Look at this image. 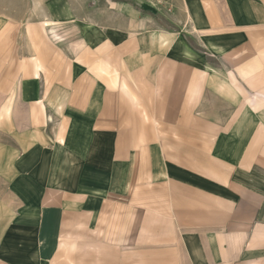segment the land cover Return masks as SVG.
<instances>
[{"label": "crops", "instance_id": "obj_1", "mask_svg": "<svg viewBox=\"0 0 264 264\" xmlns=\"http://www.w3.org/2000/svg\"><path fill=\"white\" fill-rule=\"evenodd\" d=\"M164 1L0 0V264H264V0Z\"/></svg>", "mask_w": 264, "mask_h": 264}, {"label": "built area", "instance_id": "obj_2", "mask_svg": "<svg viewBox=\"0 0 264 264\" xmlns=\"http://www.w3.org/2000/svg\"><path fill=\"white\" fill-rule=\"evenodd\" d=\"M142 5H145L151 9L156 10L157 12H160L162 7L164 6V0H137Z\"/></svg>", "mask_w": 264, "mask_h": 264}, {"label": "rangeland", "instance_id": "obj_3", "mask_svg": "<svg viewBox=\"0 0 264 264\" xmlns=\"http://www.w3.org/2000/svg\"><path fill=\"white\" fill-rule=\"evenodd\" d=\"M138 8L143 12V13H151V11H153L154 9L151 8H143L141 7V5L139 4ZM155 14H160V12H157L156 10H154ZM153 12V13H154Z\"/></svg>", "mask_w": 264, "mask_h": 264}]
</instances>
